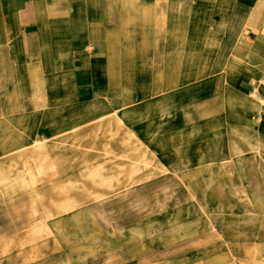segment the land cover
Masks as SVG:
<instances>
[{"label":"crops","instance_id":"obj_1","mask_svg":"<svg viewBox=\"0 0 264 264\" xmlns=\"http://www.w3.org/2000/svg\"><path fill=\"white\" fill-rule=\"evenodd\" d=\"M4 3L0 0V20L17 22L19 59L25 69H38L40 99L55 102L51 115L71 117V124L87 118L86 125L106 119L114 124L119 118L126 137H121L122 147L130 149V140L135 141L137 163L163 173L195 178L208 173L219 180L228 168L240 185L248 184L246 194L259 211L264 237V185L256 167L264 164V155L235 149L238 133L264 145L254 129L264 118V10L255 19L249 10L254 0ZM245 26L248 32L242 36ZM9 88L2 82V91ZM243 226L223 224L229 254L251 253L254 264H264L257 262L264 255V239L249 250L240 247L238 241L247 240Z\"/></svg>","mask_w":264,"mask_h":264},{"label":"rangeland","instance_id":"obj_2","mask_svg":"<svg viewBox=\"0 0 264 264\" xmlns=\"http://www.w3.org/2000/svg\"><path fill=\"white\" fill-rule=\"evenodd\" d=\"M17 33L16 21L0 20V64L14 54ZM19 101L12 110L0 107V264H254L251 253L232 257L223 234L224 223L244 225L247 240L238 241L244 251L264 239L248 184L240 185L228 168L217 180L208 173L193 178L139 164L138 150L122 147L125 134L107 119L39 148L4 154L12 137L22 143L49 138L53 128L72 121L51 115L55 102L28 89ZM254 129L264 138V118ZM256 167L264 185V164ZM201 197L211 199L210 206ZM257 262L264 263V255Z\"/></svg>","mask_w":264,"mask_h":264},{"label":"bare ground","instance_id":"obj_3","mask_svg":"<svg viewBox=\"0 0 264 264\" xmlns=\"http://www.w3.org/2000/svg\"><path fill=\"white\" fill-rule=\"evenodd\" d=\"M195 2V1H194ZM242 2V0H241ZM253 3V2H252ZM235 5V4H234ZM240 5V4H239ZM239 7V6H238ZM244 8L245 10H247V6L246 5H242L241 3V7L240 8ZM120 8V7H119ZM242 8V9H243ZM249 10L251 12H255V19L257 18V16L264 10V2L263 0H254V5H251ZM239 11H242V10H239ZM238 11V13H239ZM240 15V14H239ZM238 15V16H239ZM118 17V15H117ZM231 17V16H230ZM211 21V20H210ZM255 21V20H254ZM254 21L251 22V25L254 24ZM120 23V22H119ZM227 25V24H226ZM135 28V27H134ZM119 29V28H118ZM248 28L245 26L242 28V31H241V35L245 36V34L248 32L247 30ZM134 30V29H133ZM37 34V33H36ZM14 35V34H13ZM17 35H19V33H17ZM38 35V34H37ZM138 36V35H137ZM163 36V35H162ZM169 37V36H168ZM219 37V36H217ZM17 38V37H16ZM136 38V37H135ZM134 38V40H136ZM164 38V37H163ZM121 39V38H120ZM217 39V38H215ZM230 39V38H229ZM133 40V39H132ZM231 40V39H230ZM169 41V40H168ZM222 41V40H221ZM19 42V40H18ZM17 42V40L15 39V43H16V50L14 52V54H10V55H7L6 56V61L3 62V64H0V83L2 82H9L10 84V88L9 90H5L3 91V96H0V107H2V104H7L6 105V109H9V110H12V109H15L17 108V103H19V98H20V94L25 90V89H28L31 91V94L35 97H39L40 96V78H39V73H38V69H25L24 66H23V60L21 61L19 59V48H20V44ZM76 42V41H75ZM222 43V42H221ZM110 44V43H109ZM174 44V43H173ZM230 44V42H229ZM158 50V49H157ZM186 50V49H185ZM154 51V50H153ZM226 51V50H225ZM20 52V51H19ZM82 52V51H81ZM40 53V52H39ZM45 53V52H44ZM164 53V52H163ZM172 53V52H171ZM218 54V53H217ZM148 55V54H147ZM23 56V55H22ZM164 56V55H163ZM46 57V56H45ZM26 59V58H25ZM134 59V58H133ZM164 61V60H163ZM54 62V61H53ZM155 62V61H153ZM146 67V66H145ZM155 68V67H154ZM96 70V69H95ZM103 70V69H102ZM71 71V70H70ZM99 70H97L98 72ZM156 71V70H155ZM99 73V72H98ZM45 74V73H44ZM60 74V73H59ZM58 76V75H57ZM103 77V76H102ZM69 78V77H68ZM95 79V77H94ZM104 79V78H103ZM78 80V79H77ZM89 80V79H88ZM59 81V80H58ZM95 81V80H94ZM105 81V80H104ZM72 83V82H71ZM74 83V82H73ZM83 82H81L80 84H82ZM78 84V83H77ZM66 85V84H64ZM76 85V84H75ZM46 87V86H45ZM57 87V86H56ZM83 87V86H82ZM87 87V86H86ZM81 88V86H80ZM136 88V87H135ZM6 89V88H5ZM51 89V88H50ZM181 89V88H180ZM49 90V89H48ZM178 90V89H177ZM257 91V90H256ZM1 92V91H0ZM112 94V93H111ZM119 94V93H118ZM261 94V93H260ZM56 95V94H55ZM50 96V95H49ZM48 97V95H47ZM118 97V96H116ZM50 98V97H49ZM72 98V97H71ZM4 99V100H3ZM23 99V98H22ZM95 99V98H94ZM28 100V99H27ZM55 100V99H54ZM3 101V102H2ZM51 101V100H50ZM63 101V100H62ZM52 102V101H51ZM61 102V101H59ZM58 102V103H59ZM92 102V101H91ZM90 102V104H91ZM63 103V102H62ZM70 103V102H68ZM264 103V102H263ZM51 104V103H50ZM72 104V103H71ZM88 104V103H87ZM262 104V103H261ZM19 105V104H18ZM69 105V104H68ZM94 105V104H93ZM84 106V105H83ZM89 106V105H88ZM107 106V105H106ZM94 107V106H93ZM23 108V107H22ZM25 108V107H24ZM30 108V107H29ZM91 108V107H90ZM159 109V108H158ZM60 110V109H59ZM6 111V110H5ZM36 111V110H35ZM58 111V109H57ZM63 111V110H62ZM118 111V110H117ZM45 112V111H44ZM2 113V112H0ZM5 113V112H3ZM2 113V114H3ZM115 113V112H114ZM120 113V112H119ZM170 113V112H169ZM6 115V114H5ZM43 115V114H42ZM64 115V114H63ZM14 116V115H13ZM161 116V115H159ZM163 116V115H162ZM105 117L103 118H98V120H102L104 119ZM122 118V117H121ZM37 119V118H36ZM88 119L87 118H84L82 119V121H76L74 124H70L68 126V128H63V126H58L57 128H53V130L50 132V137L49 138H34L32 139L31 141L28 140V142H20V141H17L16 139H14L13 137L10 138L9 142H10V147L6 148V149H9V150H4V154H9V153H18L19 151H24L25 149H28V148H39L41 146L44 145V143L49 140V141H53L58 135L61 136V133L64 131H72V132H75L77 130H80L81 128L85 127L86 123H87ZM49 122V121H48ZM59 122V121H58ZM96 122V121H94ZM115 125H118L120 126V123H119V118H114L113 121H112ZM100 123V122H99ZM55 124V123H54ZM101 124V123H100ZM122 124V123H121ZM33 125V124H32ZM31 125V126H32ZM40 125V124H39ZM44 125V124H43ZM137 125V124H136ZM92 127H93V124H92ZM128 127V126H126ZM101 129V127H99ZM121 128V127H120ZM119 128V129H120ZM118 129V131H119ZM39 130V129H38ZM100 131V130H99ZM113 132V131H111ZM127 132V131H125ZM42 133V132H41ZM96 133V132H95ZM94 133V134H95ZM115 133V132H114ZM124 133V132H123ZM84 134V133H83ZM86 134V133H85ZM98 134V133H97ZM107 134V133H106ZM121 134V133H120ZM135 134V133H134ZM185 134V133H184ZM236 134V133H235ZM234 134V135H235ZM239 134V138H240V145H239V148H235V149H239V152H242V151H245V150H256L258 151L261 155H264V145L261 141H259L258 139H255V138H252L251 136H249L248 134H244V133H238ZM69 135V134H68ZM75 135V134H74ZM103 135V134H102ZM105 135V134H104ZM116 135V134H114ZM83 136V135H82ZM41 137V136H39ZM90 137V136H89ZM92 137V136H91ZM104 137V136H103ZM184 137V136H183ZM33 138V137H32ZM98 138V137H97ZM96 138V139H97ZM115 138V137H114ZM124 138V137H123ZM126 138V137H125ZM232 138H235V137H232ZM71 139V138H70ZM73 139V138H72ZM138 139V138H137ZM144 139V138H143ZM230 139V138H229ZM63 140H66V139H63ZM108 140V139H107ZM71 141V140H70ZM91 142V141H90ZM139 142V141H138ZM60 143V142H59ZM72 143V142H71ZM76 143V142H75ZM239 143V142H238ZM50 144V143H49ZM69 144V142L67 143ZM74 144V143H73ZM72 144V145H73ZM187 144V143H186ZM228 144V142H227ZM235 144V143H234ZM54 145V144H53ZM59 145V144H58ZM65 145V144H64ZM75 145V144H74ZM92 145V144H91ZM108 145V144H107ZM136 145V142L135 141H132L130 140L129 142V147L130 149L134 148V146ZM181 145V144H180ZM231 145V143H230ZM62 146V145H61ZM94 146V145H92ZM227 146V145H226ZM234 146V145H233ZM232 146V147H233ZM238 146V145H237ZM143 147V146H142ZM185 147V146H184ZM71 148V147H70ZM76 148V147H75ZM91 148V147H90ZM117 148V147H116ZM114 148V149H116ZM58 149V148H57ZM69 149V148H68ZM102 149V148H101ZM144 149V148H143ZM34 150V149H33ZM54 150V149H53ZM59 150V149H58ZM71 150V149H70ZM89 150V149H88ZM91 150V149H90ZM118 150V149H117ZM116 150V151H117ZM228 150V149H227ZM28 151V150H27ZM93 151V150H92ZM141 151V150H140ZM234 151V150H233ZM232 151V152H233ZM238 151V150H236ZM63 152V151H62ZM89 152V151H87ZM98 152V151H97ZM231 152V151H230ZM37 153V152H36ZM49 153V152H48ZM112 153V152H111ZM119 153V152H118ZM235 153V151H234ZM38 154V153H37ZM50 154V153H49ZM83 154V153H82ZM90 154V152H89ZM132 154V153H131ZM155 154V153H154ZM201 154V153H200ZM11 155V154H10ZM18 155V154H17ZM47 155V154H46ZM57 155V154H56ZM62 155V154H61ZM64 155V154H63ZM73 155V154H72ZM78 155V154H77ZM175 155V154H174ZM2 156V155H1ZM15 156V155H14ZM44 156V155H43ZM58 156V155H57ZM70 156V155H68ZM91 156V155H90ZM93 156V155H92ZM91 156V157H92ZM102 156V155H101ZM125 156H128L125 155ZM5 157V156H4ZM9 157V156H8ZM11 157V156H10ZM24 157V156H23ZM59 157V156H58ZM61 157V156H60ZM65 157V156H64ZM75 157V156H74ZM83 157V156H82ZM85 157V156H84ZM87 157V156H86ZM98 157V155H97ZM110 157V156H109ZM116 157V156H115ZM120 157V156H119ZM18 158V157H17ZM16 158V159H17ZM20 158H22L20 156ZM40 158V156L38 157ZM56 158V157H55ZM90 158V157H89ZM123 158V157H122ZM67 159V158H66ZM83 159V158H82ZM91 159V158H90ZM255 159V158H254ZM8 160V159H7ZM20 160V159H19ZM32 160V159H31ZM96 160V159H95ZM94 160V161H95ZM141 160H147V159H141ZM10 161V160H9ZM40 161V160H39ZM81 161V160H80ZM93 161V162H94ZM31 162V161H30ZM1 163V162H0ZM8 163V162H7ZM18 163V162H17ZM44 164V163H43ZM16 165V164H15ZM26 165V164H25ZM20 166V165H19ZM23 166V165H22ZM41 166V164H40ZM55 166V165H54ZM75 166V165H74ZM83 166V165H81ZM92 166V165H91ZM137 166V165H136ZM7 167H10V166H7ZM14 167V166H12ZM42 167V166H41ZM52 167V166H51ZM88 167V166H87ZM97 167V166H96ZM110 167V166H109ZM11 168V167H10ZM28 168V167H27ZM57 168V167H56ZM73 168V167H72ZM81 168V167H80ZM92 168V167H91ZM55 168H53L52 170H54ZM44 170V169H42ZM70 170V169H69ZM90 170V169H89ZM93 170V169H92ZM91 170V171H92ZM96 170V169H95ZM123 170V168H122ZM45 171V170H44ZM51 171V170H50ZM55 171V170H54ZM97 171H98V168H97ZM17 172V171H16ZM52 172V171H51ZM73 172V171H72ZM24 173V172H23ZM22 173V174H23ZM50 173V172H49ZM71 173V172H70ZM80 173V172H79ZM46 174V173H45ZM8 176V175H7ZM24 176V175H23ZM49 176V175H48ZM54 176V175H53ZM13 178V176H12ZM33 183V182H32ZM43 184V183H42ZM48 184V183H47ZM33 186V184H32ZM34 187V186H33ZM50 187V186H49ZM53 187V186H51ZM64 187V186H63ZM5 189V188H4ZM16 191V190H15ZM6 192V191H5ZM204 199V198H203ZM3 200V199H2ZM5 200V199H4ZM6 201V200H5ZM70 209V208H69ZM258 254V253H257Z\"/></svg>","mask_w":264,"mask_h":264}]
</instances>
